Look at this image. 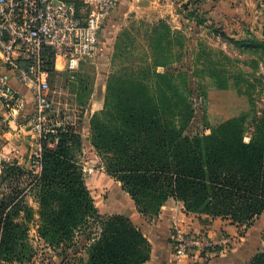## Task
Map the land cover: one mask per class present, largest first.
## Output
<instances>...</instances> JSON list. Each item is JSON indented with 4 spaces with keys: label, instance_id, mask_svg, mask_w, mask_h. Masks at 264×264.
I'll return each instance as SVG.
<instances>
[{
    "label": "rangeland",
    "instance_id": "rangeland-1",
    "mask_svg": "<svg viewBox=\"0 0 264 264\" xmlns=\"http://www.w3.org/2000/svg\"><path fill=\"white\" fill-rule=\"evenodd\" d=\"M172 1L173 11L164 12L165 16L158 19H152L154 16L149 12L158 3L156 0H122L119 3L100 35L98 55L85 61L78 70L60 71L52 78V108L45 112V122L38 121L34 114L27 115L26 128L32 132L24 139L20 163L23 167H34L32 155L39 141L38 128L71 126L81 140L76 156L94 199L96 196L98 201L110 204V197L117 194L126 204H132L134 200L123 190L122 183L107 173L106 163L91 138V120L96 115L103 117L112 75L123 71V66L130 61L139 66L151 62L161 64L155 70L168 74L171 80V104L184 106L187 111L184 134H209L218 124L238 120L244 128L245 141L264 138V1L260 4L261 13L235 18L225 13L211 15L217 0H199L205 11L203 23H197L198 15L190 16L198 0ZM161 22L169 26L170 33L166 37ZM155 27L161 30L153 38ZM234 38L237 42L231 41ZM259 122L263 124L262 133ZM102 171L106 180H99ZM14 194L19 196L14 197ZM39 194L40 187L26 174L0 172V214L3 211L4 215L11 216L20 236L12 252L1 254L0 264H88L92 246L101 232L100 224H90L60 244L52 243L39 232L42 224ZM99 212L104 216L119 214L103 213L100 209ZM156 219L148 218L147 226L159 231L154 225ZM235 225L242 237L235 262L249 264L264 250V223L258 220L250 226ZM175 233L173 241L178 234L189 238L198 235L183 236L178 228ZM199 235L204 236L207 246L192 248L206 258L209 253L219 252L229 245L227 238H223L224 243L222 238L217 241L205 233Z\"/></svg>",
    "mask_w": 264,
    "mask_h": 264
},
{
    "label": "trees",
    "instance_id": "trees-1",
    "mask_svg": "<svg viewBox=\"0 0 264 264\" xmlns=\"http://www.w3.org/2000/svg\"><path fill=\"white\" fill-rule=\"evenodd\" d=\"M200 2L190 12V16L198 15L197 23L205 21ZM164 29L166 37L169 26ZM160 30L152 29L153 38ZM137 64L130 61L123 71L112 75L103 117L96 115L91 120V138L107 173L122 183L138 213L146 219L157 217L173 198L182 201L189 213L229 218L234 224L247 226L258 220L264 223V138L245 141L238 120L218 124L209 134H184L187 111L171 104L168 74L155 70L161 65L157 62ZM58 73L51 68V82ZM258 125L262 133L263 124ZM47 129L40 138L39 173L23 167L16 157L1 162L2 174H26L40 187L41 236L60 244L74 232L100 224L88 264L147 262L151 243L144 224L139 226L123 214H100L77 160L81 140L74 129L63 124ZM55 137L58 142L52 144ZM17 228L11 216L2 211L0 256L18 244ZM249 264H264V250Z\"/></svg>",
    "mask_w": 264,
    "mask_h": 264
},
{
    "label": "built area",
    "instance_id": "built-area-1",
    "mask_svg": "<svg viewBox=\"0 0 264 264\" xmlns=\"http://www.w3.org/2000/svg\"><path fill=\"white\" fill-rule=\"evenodd\" d=\"M121 1L0 0V66L29 88L38 121L45 122L44 114L52 108L51 68L73 72L98 55L100 35ZM0 100L10 111L0 117L2 128L9 124L11 112L26 107V99L1 76ZM37 132L34 167H30L34 173L42 168L40 138L44 130L38 128ZM57 142L55 137L52 144ZM177 240L178 260L191 253L194 246H207L200 235L189 238L178 234Z\"/></svg>",
    "mask_w": 264,
    "mask_h": 264
},
{
    "label": "crops",
    "instance_id": "crops-1",
    "mask_svg": "<svg viewBox=\"0 0 264 264\" xmlns=\"http://www.w3.org/2000/svg\"><path fill=\"white\" fill-rule=\"evenodd\" d=\"M156 1L158 2V0ZM262 1L264 0H217V2L213 4L210 14L217 15L225 13L228 16H235V18H240L242 15L249 13H254L256 15V13L262 12L260 8ZM154 6L155 7L151 8L149 12L154 16L152 19H158L159 17L165 16L166 13L164 12H167V14L172 12L174 3L172 0H165L164 3L159 1ZM1 76L5 77L10 85L17 90L19 94L25 97L26 107L11 112L12 116L10 117L9 124L0 128V172L3 159H13L16 157L20 163L23 161L22 147L24 139L27 134L32 132L26 128L29 122V116L27 115L35 113L34 97L29 88L20 83L17 78L3 66H0V77ZM8 112L10 111L0 100V117ZM106 179L105 172L102 171L99 180ZM95 199V203L103 213L124 214L133 219L137 225L140 226L144 224V232L152 244L150 259L144 264H238L235 262V259L239 256L236 249L239 247L242 237L238 234L236 225L232 224L231 221L189 213L185 210L182 201L170 198L163 205L154 222L156 228L158 227L159 229V231H156L155 228L147 226V219L138 213L134 202H132V204H126L117 194L110 197V204L98 201L96 196ZM176 228L181 230L183 235H199L200 233H205L217 241H219L220 238H227L229 240V245H225V249L219 252L209 253L208 258L202 256L197 249L193 248L191 253L185 258L178 260L175 256L176 248L174 247L177 239L174 241L172 240L174 236H177L175 233ZM223 242L226 243V240L223 239Z\"/></svg>",
    "mask_w": 264,
    "mask_h": 264
}]
</instances>
